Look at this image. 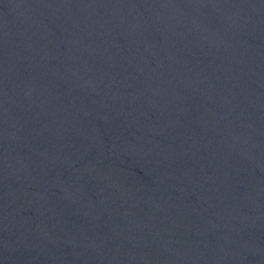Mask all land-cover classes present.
Returning a JSON list of instances; mask_svg holds the SVG:
<instances>
[{
	"label": "water",
	"instance_id": "water-1",
	"mask_svg": "<svg viewBox=\"0 0 264 264\" xmlns=\"http://www.w3.org/2000/svg\"><path fill=\"white\" fill-rule=\"evenodd\" d=\"M0 264H264V0H0Z\"/></svg>",
	"mask_w": 264,
	"mask_h": 264
}]
</instances>
